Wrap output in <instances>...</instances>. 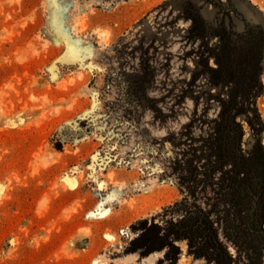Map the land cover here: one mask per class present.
I'll list each match as a JSON object with an SVG mask.
<instances>
[{
  "label": "rangeland",
  "instance_id": "obj_1",
  "mask_svg": "<svg viewBox=\"0 0 264 264\" xmlns=\"http://www.w3.org/2000/svg\"><path fill=\"white\" fill-rule=\"evenodd\" d=\"M249 25L264 0H0V264H172L131 246L183 201L185 127L220 110L219 33L236 48Z\"/></svg>",
  "mask_w": 264,
  "mask_h": 264
},
{
  "label": "trees",
  "instance_id": "obj_2",
  "mask_svg": "<svg viewBox=\"0 0 264 264\" xmlns=\"http://www.w3.org/2000/svg\"><path fill=\"white\" fill-rule=\"evenodd\" d=\"M226 35L227 29L219 33L221 44L213 55L218 67L210 79L221 88L220 94H211L220 102L219 113L212 120L208 110L196 114L183 133L188 139L177 165L184 199L166 211L162 224L141 223L133 253L146 256L168 249L167 258L178 264V243L187 241L189 253L209 263L264 264V117L259 106L264 28L249 25L236 48ZM240 117L255 139L248 149ZM173 249L179 251L176 258L170 256Z\"/></svg>",
  "mask_w": 264,
  "mask_h": 264
}]
</instances>
